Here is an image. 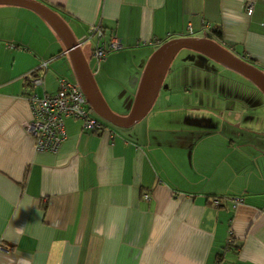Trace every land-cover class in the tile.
Wrapping results in <instances>:
<instances>
[{"label":"crops","instance_id":"crops-1","mask_svg":"<svg viewBox=\"0 0 264 264\" xmlns=\"http://www.w3.org/2000/svg\"><path fill=\"white\" fill-rule=\"evenodd\" d=\"M37 1L79 42L98 25L119 38L122 49L93 74L117 115L128 114L149 57L171 39L210 37L264 72V0H252L250 16L251 0ZM94 44L81 46L86 59ZM42 62L37 94L75 81L51 27L0 5V264H264V132L252 130V95L242 101L234 82L179 63L134 126L98 119L110 137L67 118L59 150L38 152L21 124L31 119L23 88Z\"/></svg>","mask_w":264,"mask_h":264},{"label":"water","instance_id":"water-1","mask_svg":"<svg viewBox=\"0 0 264 264\" xmlns=\"http://www.w3.org/2000/svg\"><path fill=\"white\" fill-rule=\"evenodd\" d=\"M0 5L31 10L51 27L64 45L75 82L85 96L89 109L99 119L114 127L130 128L148 114L162 88L170 65L183 50L196 52L241 75L264 96V72L258 67L235 56L207 36L176 38L164 42L152 53L141 74L128 114L117 115L110 110L98 89L88 60L83 54L81 42L74 38L69 27L56 12L37 0H0Z\"/></svg>","mask_w":264,"mask_h":264},{"label":"built area","instance_id":"built-area-1","mask_svg":"<svg viewBox=\"0 0 264 264\" xmlns=\"http://www.w3.org/2000/svg\"><path fill=\"white\" fill-rule=\"evenodd\" d=\"M254 1L246 4V13L251 15L253 12ZM95 39L92 59L100 64L108 55L122 49L119 38L114 34L105 36L104 30L98 25L90 30L87 40H83L84 45L89 39ZM47 63L42 62L28 77L23 88V93L29 103L31 119L21 124V129L28 136L38 152L56 153L61 144L66 139L64 121L67 118H75L82 122L83 129L88 132L108 133L112 136V131L99 121L89 109L85 96L75 81H68L65 78L59 79L58 90L55 94H37L36 90L44 84V70ZM144 200H149V195L144 194ZM232 207L236 208L241 200L233 198ZM215 206H219L214 201ZM0 246V251L4 250Z\"/></svg>","mask_w":264,"mask_h":264},{"label":"rangeland","instance_id":"rangeland-1","mask_svg":"<svg viewBox=\"0 0 264 264\" xmlns=\"http://www.w3.org/2000/svg\"><path fill=\"white\" fill-rule=\"evenodd\" d=\"M88 38L89 36L87 39ZM87 60L90 70L93 74H95L98 69V64L92 59V56H89ZM179 63L192 64V66L199 67V69L203 71L204 69H207L209 71L208 75L213 74L215 77V82L218 83L219 81L221 86H228V82L229 84L234 82L237 85V92H233L234 96L238 95L237 98H240L242 101H250L249 98L252 95V130L256 131L255 129H257V132H264V123L263 120H261L263 119L261 116H264V96L247 79L193 51H180L173 61L170 71ZM208 80L210 81V79ZM166 87V83H164L162 89H165ZM225 95L228 96V92ZM195 98L196 94H193L191 99ZM193 102L194 100L192 101V104L195 106ZM94 116L99 119L96 115ZM117 129L118 128H116V130Z\"/></svg>","mask_w":264,"mask_h":264},{"label":"trees","instance_id":"trees-1","mask_svg":"<svg viewBox=\"0 0 264 264\" xmlns=\"http://www.w3.org/2000/svg\"><path fill=\"white\" fill-rule=\"evenodd\" d=\"M216 33H217V35L220 37L221 34H220L218 31H217ZM209 38H210V37H209Z\"/></svg>","mask_w":264,"mask_h":264}]
</instances>
